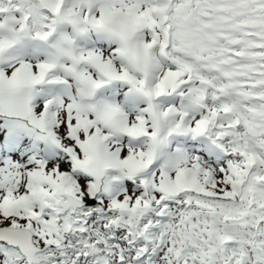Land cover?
Instances as JSON below:
<instances>
[{"label":"snow or ice","instance_id":"6c2138e0","mask_svg":"<svg viewBox=\"0 0 264 264\" xmlns=\"http://www.w3.org/2000/svg\"><path fill=\"white\" fill-rule=\"evenodd\" d=\"M0 264H264V0H0Z\"/></svg>","mask_w":264,"mask_h":264}]
</instances>
